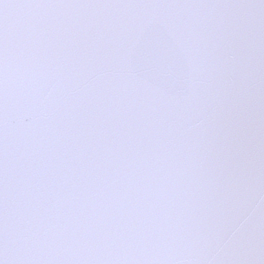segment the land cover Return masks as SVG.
I'll return each mask as SVG.
<instances>
[{"label": "snow or ice", "instance_id": "1", "mask_svg": "<svg viewBox=\"0 0 264 264\" xmlns=\"http://www.w3.org/2000/svg\"><path fill=\"white\" fill-rule=\"evenodd\" d=\"M0 264H264V0H0Z\"/></svg>", "mask_w": 264, "mask_h": 264}]
</instances>
